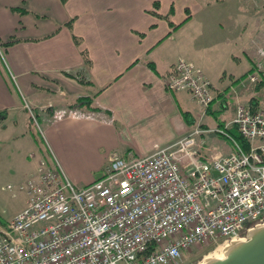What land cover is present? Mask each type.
I'll list each match as a JSON object with an SVG mask.
<instances>
[{"label":"crops","instance_id":"0c3cea01","mask_svg":"<svg viewBox=\"0 0 264 264\" xmlns=\"http://www.w3.org/2000/svg\"><path fill=\"white\" fill-rule=\"evenodd\" d=\"M154 1L0 0V43L15 75L13 81L0 61V111L5 113L0 119V190L8 185L15 188L42 155L82 187L103 176L111 152L146 155L156 144H170L188 133L193 123L183 112L195 122L203 107L189 91L166 88L163 76L177 56L196 63L212 82L214 99L202 113L204 126L226 124L234 117L236 105L247 103L250 89L230 93L236 76L229 63L232 57L240 60L241 53L250 68L254 61L264 65L257 52L264 48V0H156L157 9ZM171 8L173 26L164 18ZM73 35L81 39L79 45ZM248 43L253 49L247 50ZM82 50L88 53L89 66ZM144 58L152 61L154 70L136 62ZM83 86L88 88L85 94ZM243 91L248 98L242 97ZM79 96L89 97L108 112L47 122L50 110L43 107L52 103L66 108ZM23 97L45 121L40 139L23 127L22 116H28ZM19 122L26 142L18 132L6 131L9 124ZM206 141L225 144L220 136L207 135ZM11 191V198L19 193L22 197L10 212L9 204L0 202V222L25 205V193Z\"/></svg>","mask_w":264,"mask_h":264},{"label":"built area","instance_id":"2783aa9c","mask_svg":"<svg viewBox=\"0 0 264 264\" xmlns=\"http://www.w3.org/2000/svg\"><path fill=\"white\" fill-rule=\"evenodd\" d=\"M0 57L7 64L2 47ZM163 79L170 92L189 91L202 113L214 99L208 76L183 56ZM202 113L188 133L146 155L111 152L104 175L82 187L41 156L17 185L24 207L0 223V264H182L194 245L217 249L244 237L264 222V107L239 103L229 122L214 127L203 126ZM78 115L60 108L53 119Z\"/></svg>","mask_w":264,"mask_h":264},{"label":"rangeland","instance_id":"374dc122","mask_svg":"<svg viewBox=\"0 0 264 264\" xmlns=\"http://www.w3.org/2000/svg\"><path fill=\"white\" fill-rule=\"evenodd\" d=\"M250 7L253 10H256V8H254V6L252 4H250ZM244 41H245V38H244ZM248 46L249 47L247 48V50L253 49V46L250 43H248ZM235 49L236 48H234V49L232 48V51L234 50V52H236ZM240 56H241L240 60H237L236 58L232 57V62L229 63L230 66L232 65V74H234L236 76V78H238V77L242 76L243 74H245L250 68V64L248 62V59L245 57V55L243 56L240 53ZM222 63L225 64V62H222ZM226 82H227V80H226ZM244 83H245L244 86L248 85V89H250L248 91H252L251 92V96L256 98L259 101V104H262L264 106V85L261 88H259V89H255L254 88V84L251 83L247 79V77L244 79ZM236 88H239V90L247 89V88H242L240 85L237 84V82H235V81L233 82L232 81V92H234L235 95H236V91H235ZM82 89L84 90L82 94H85L84 92L88 88H85L83 86ZM241 94H242L243 98H248V96H249V94H247L244 91ZM243 98H241V100H244ZM229 99L230 100L233 99L232 96L229 97ZM25 101H26L25 103H27L29 105V107L33 109L34 113H36L37 108L34 107V105H32L30 100L25 97ZM25 111L28 112L27 110H25ZM28 115H29V113H28ZM22 118H24L25 121H26V123L23 125V127L25 126V129H27L26 132H28V134L32 133L33 135H35L36 138L40 139V136L43 134L44 124H42V122H39V121L37 122V120L36 121L34 120V122H32L33 124L30 125L29 124V121H30L29 116H27L26 114H23ZM22 130L23 129H22L21 122H19L18 126H14L13 124H9L7 126V128H6L7 132H12V133L18 132L19 133L18 134L19 135L18 138L22 139V140H24L26 142L25 137L22 138L21 135H20ZM16 190H18V188ZM10 192H12V191L10 189H8V188H3V189L0 190V194L2 196V201H0V202H1V204L2 203L9 204L8 212H10L14 207H16L15 204L22 197V193H19V195H20L19 197L11 198ZM4 201H6V202H4ZM1 204H0V207L2 206ZM215 248H216V245H213V244L194 245V246L188 248L183 253V262H182V264H198L202 260V258L204 256H206L208 254L209 255L213 254L214 252H218L219 253L220 250H215Z\"/></svg>","mask_w":264,"mask_h":264},{"label":"trees","instance_id":"16d2710c","mask_svg":"<svg viewBox=\"0 0 264 264\" xmlns=\"http://www.w3.org/2000/svg\"><path fill=\"white\" fill-rule=\"evenodd\" d=\"M61 1L65 2L66 0H61ZM209 1H220V0H209ZM154 7L156 9L159 7V2L156 0L154 1ZM12 10H19L20 11L21 9H19L17 7H12ZM172 10L173 9L171 8L170 12L164 16V18L168 21V23L170 25H172V22L170 19ZM151 13L156 15V16H160V14L157 13V11H155V10H152ZM72 21H73V19H70L67 22V25L69 28L72 27ZM140 35L142 36L143 34L140 33ZM73 39L77 45H79L81 43V39L78 38L77 36L73 35ZM81 54H82V57L84 59L85 64L87 66H89L91 64V61H90V58L88 56L87 51L82 50ZM138 61H142L143 63H145L147 66H149L153 70L155 69V66L153 65L152 61H149L145 58L144 59H137L136 62H138ZM254 67H256V66H254ZM254 67L251 68L250 71L254 70ZM247 75H248V72H246L245 74H243L242 76H240L238 78H235L234 81L237 82L238 85L243 87L245 84L241 85L240 83H241V81H243L247 77ZM253 84H254L255 89H259L264 85V76H263V70L262 69H260L259 74H258V79L255 82H253ZM243 88H248V85L244 86ZM223 94H225V92ZM226 95H227V93H226ZM246 104L249 105L250 107L254 108V109L263 107V105L259 104V101L256 98H254L253 96H251L249 98V100L247 101ZM68 108H75L78 111L83 112L85 114H92V115H96V116L101 115V114H105V112H108V111L104 110L103 108H101L100 106L93 103L92 100L87 96L77 97L75 102L70 104L68 106ZM183 116H184V118H186V120L189 122V124H192L194 122L193 118L191 117V115H189L188 112H183ZM189 116H190V118H189ZM4 117H5V113L0 111V119H2ZM229 131L233 134V136L237 139V141H239L240 144H242L244 147L247 148V141L239 134V132L237 131V129L234 125H232L230 127ZM34 137H35V135H34ZM35 139L37 140L36 137H35Z\"/></svg>","mask_w":264,"mask_h":264},{"label":"water","instance_id":"95a60500","mask_svg":"<svg viewBox=\"0 0 264 264\" xmlns=\"http://www.w3.org/2000/svg\"><path fill=\"white\" fill-rule=\"evenodd\" d=\"M198 264H264V222L251 227L245 238L224 245L220 254L204 256Z\"/></svg>","mask_w":264,"mask_h":264},{"label":"bare ground","instance_id":"6f19581e","mask_svg":"<svg viewBox=\"0 0 264 264\" xmlns=\"http://www.w3.org/2000/svg\"><path fill=\"white\" fill-rule=\"evenodd\" d=\"M219 247H220V248H219ZM219 247L216 249V250H220L219 253H218V252H214L213 254H210V255H218V254H220L221 249H222V248H221L222 246L219 245ZM208 255H209V254H208Z\"/></svg>","mask_w":264,"mask_h":264}]
</instances>
